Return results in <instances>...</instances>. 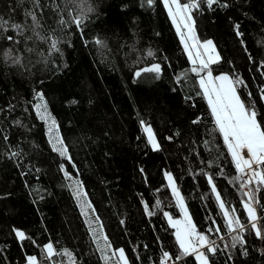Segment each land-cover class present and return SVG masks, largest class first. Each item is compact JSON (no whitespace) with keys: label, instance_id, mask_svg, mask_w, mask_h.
<instances>
[{"label":"trees","instance_id":"trees-1","mask_svg":"<svg viewBox=\"0 0 264 264\" xmlns=\"http://www.w3.org/2000/svg\"><path fill=\"white\" fill-rule=\"evenodd\" d=\"M55 3L67 27L58 23L53 0H40V8L32 0H0V16L10 23L30 26L25 12L35 11L41 25L36 31L43 37L30 28L23 35L0 33V264H26L28 256L38 257L39 264H105L89 230L100 226L112 245L110 257L122 248L129 264H160L162 251H168L173 255L168 264H197L194 256L174 258L179 249L164 213L178 218L180 211L165 172L173 175L197 230L218 245L217 253L209 254L211 264H264V240L250 226L243 248L231 247L236 233L228 232L208 177L226 208H235L246 226L241 202L247 197L233 179L231 157L163 1L153 0L151 6L145 0ZM81 5L94 9L82 31L68 14ZM193 17L197 37L212 40L221 57L213 74L239 76L247 85L240 89L242 98L252 94L264 122L259 92L264 87V0H218L211 8L203 0ZM97 38L106 47L98 46ZM52 39L60 41L59 51L51 49ZM8 49L21 57L20 64L5 60ZM152 63L162 67L159 79L151 73L134 76ZM36 92L44 94L71 161L52 150L34 108ZM141 121L151 126L159 150L148 143ZM75 180L92 205L86 215L82 200L73 195ZM257 196L264 206V189ZM258 215L264 212L258 209ZM13 229L26 238L19 240ZM47 243L56 250L51 259L42 253Z\"/></svg>","mask_w":264,"mask_h":264},{"label":"snow or ice","instance_id":"snow-or-ice-1","mask_svg":"<svg viewBox=\"0 0 264 264\" xmlns=\"http://www.w3.org/2000/svg\"><path fill=\"white\" fill-rule=\"evenodd\" d=\"M202 2L203 0H163L168 16L176 28L177 35L180 37L181 44L192 65L190 71L199 76V94H201L206 101L213 118L215 130L222 136L223 143L231 157L232 164L237 173L233 179L240 183V188L242 190L247 189L243 192L247 200L241 202L248 221L246 226L242 220L235 215V208H232L231 212L226 208V201L222 200L220 193L217 192V188L213 183V178L211 176L208 177V183L211 186L212 192L216 195V200L224 216L227 230L229 233H236V235L231 236V247L236 248L237 245H239L243 248L246 242L243 233L247 231L249 226L258 239L264 240V215H258V209L260 212H264V206L261 205V200L257 196V193L264 189V122L259 118L261 114L258 113L256 104L251 99L252 94H248L247 101L242 98L240 89L246 88L247 85L239 76L234 77L227 73L213 74L212 66L216 65L221 57L216 52L212 40L201 41L197 37L195 20L193 17V11L199 10ZM206 2L211 8L212 5L218 3V0H206ZM145 3L151 6L153 0H145ZM32 4L34 8L41 7L40 0H32ZM221 6L227 7L228 5L224 4ZM53 11L60 16L58 23L67 27L69 21L64 19L61 14L63 10L59 8L55 0H53ZM93 11L94 9L91 7L85 8L81 5L78 12L74 13L69 9L68 14L71 23L74 24L78 30L82 31V26L88 19L89 13ZM25 15L29 16L32 20L30 26L27 24L10 23L0 16V33L13 30L18 35H23L24 32L30 28L38 38L43 39L36 31L41 27L40 19L36 12L27 10ZM236 27L239 29V25ZM236 34L237 36L242 35L239 31H237ZM6 38L10 41L13 40L12 36H7ZM28 39H31V37H28ZM16 42L18 43V41ZM94 42L100 47H106L105 43L98 38ZM59 43L60 41L52 39L51 49L59 51ZM85 43H87V41ZM27 50L30 52L33 51L32 49ZM147 55L154 57V53L151 50L148 51ZM4 58L6 61H11L13 64L21 63V57L13 56L11 49L5 51ZM144 73H151L155 79H159L162 73V67L159 63H152L150 66L136 70L134 76L140 78ZM177 79L179 80L180 77L178 76ZM259 92L260 100L264 102V87H261ZM35 97L40 102L35 104L34 107L37 115L47 125L49 143L52 144V150L57 152L61 157L71 161L68 148L65 146V142L60 136L57 122L48 110V104L44 94L36 92ZM197 122L198 120L193 121V123ZM141 125L145 133H147L148 143L151 145L152 149L154 151L159 150L160 145L156 140L151 126L146 125L144 121H141ZM60 170L64 173L65 179H72L69 173L65 171L64 165L60 166ZM165 178L168 181V187L171 189L172 196L175 197L176 204L180 208L182 215V219H174L169 213H164L169 226L174 229L175 241L179 249L178 254L174 257L175 260L182 261L186 257L194 256L197 264H211L209 254L214 256L218 251V245H216L214 240H210L208 235L197 230V226L193 223L192 217L189 215L184 198L180 194V190L172 174L165 173ZM252 184L257 185V187L249 188L248 186ZM73 185L74 197L78 201L82 200L80 204L82 208L81 214L86 215L85 209H91L92 205L87 202V196L83 191V185L80 181H73ZM145 211L148 215L153 214V212L149 210L148 205H145ZM121 223H123V221H121ZM89 230L92 233L93 242L97 245V251L101 253L102 259H104L105 264H107L108 260L112 258L107 255V251L112 249V245L108 242L107 236L103 235V227L100 226L99 229L90 227ZM13 231L19 240H24L26 238L23 231L18 229H13ZM208 231L212 232L213 229H209ZM215 231L219 233L220 229L217 228ZM221 239H223V237H221ZM101 241H103V246L100 243ZM225 247L227 248L228 245H225ZM201 249H203V251ZM64 251L65 254L71 258V253H69L67 249ZM42 253L45 258L51 259L56 254V250L52 243H47L43 246ZM243 254L247 255L246 250ZM112 255L118 257L116 264H129L124 249H115ZM229 259H232V257L230 256ZM171 260H173V255L168 251H162L160 264H168ZM26 264H39L38 257L28 256L26 258ZM72 264H77V262L73 260Z\"/></svg>","mask_w":264,"mask_h":264},{"label":"rangeland","instance_id":"rangeland-1","mask_svg":"<svg viewBox=\"0 0 264 264\" xmlns=\"http://www.w3.org/2000/svg\"><path fill=\"white\" fill-rule=\"evenodd\" d=\"M163 1V0H162ZM214 44V43H213ZM216 48V47H215ZM216 52H217V50H216ZM218 53V52H217ZM40 101H38L37 103H39ZM36 103V104H37ZM35 108V107H34ZM35 111H36V109H35ZM37 113V112H36ZM39 117V116H38ZM39 119H40V117H39ZM41 120V119H40ZM41 121H43V120H41ZM44 122V121H43ZM44 124H45V122H44ZM45 128H46V135H47V138H48V140H49V134H48V129H47V125L45 124ZM146 134V136H147V133H145ZM147 139H148V137H147ZM52 145V144H51ZM165 173H170V172H165ZM165 173H164V177H165ZM173 176V175H172ZM165 181H166V185L168 186V181L166 180V178H165ZM74 188V187H73ZM169 188V187H168ZM169 190H170V192H171V189L169 188ZM172 194V193H171ZM181 194V193H180ZM174 200H175V197H174ZM175 202H176V200H175ZM82 203V201L79 203V207H80V209H81V211H82V208H81V206H80V204ZM185 206H186V204H185ZM186 208H187V206H186ZM178 209H179V211H180V208L178 207ZM85 211H86V209H85ZM174 219H182V215H181V212H180V217H178V218H174ZM110 257V256H109ZM111 259L110 260H108V262H107V264H116V262H117V258L118 257H116V256H112L111 255Z\"/></svg>","mask_w":264,"mask_h":264},{"label":"built area","instance_id":"built-area-1","mask_svg":"<svg viewBox=\"0 0 264 264\" xmlns=\"http://www.w3.org/2000/svg\"><path fill=\"white\" fill-rule=\"evenodd\" d=\"M249 187V186H248ZM244 191H246L247 189H243ZM203 251V249H201Z\"/></svg>","mask_w":264,"mask_h":264}]
</instances>
